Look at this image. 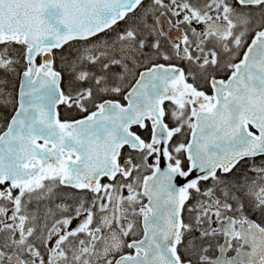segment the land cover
Returning <instances> with one entry per match:
<instances>
[{
	"label": "snow or ice",
	"instance_id": "snow-or-ice-1",
	"mask_svg": "<svg viewBox=\"0 0 264 264\" xmlns=\"http://www.w3.org/2000/svg\"><path fill=\"white\" fill-rule=\"evenodd\" d=\"M0 264H264V0H0Z\"/></svg>",
	"mask_w": 264,
	"mask_h": 264
}]
</instances>
